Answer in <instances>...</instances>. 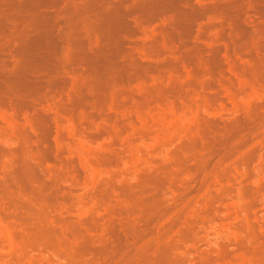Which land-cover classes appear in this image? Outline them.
Masks as SVG:
<instances>
[{"label": "rangeland", "instance_id": "rangeland-1", "mask_svg": "<svg viewBox=\"0 0 264 264\" xmlns=\"http://www.w3.org/2000/svg\"><path fill=\"white\" fill-rule=\"evenodd\" d=\"M88 1L0 0L55 21L39 102L0 31V264H264V0Z\"/></svg>", "mask_w": 264, "mask_h": 264}, {"label": "bare ground", "instance_id": "bare-ground-1", "mask_svg": "<svg viewBox=\"0 0 264 264\" xmlns=\"http://www.w3.org/2000/svg\"><path fill=\"white\" fill-rule=\"evenodd\" d=\"M37 1H38L37 4L45 3L46 1H48L49 3L55 4V5L60 3V0H37ZM104 1L105 0H89L86 7L83 8L82 12H80L81 13L80 17H79L80 19L78 18L79 20H82L86 24H84L82 21H81V23L79 21V23L81 25L83 23L84 25L87 26V28H89V27H94L97 23H99L101 21V23L108 24L109 27L110 28L112 27L113 29H117L118 27L125 28V27H127V23H128L127 18L133 13H139V14H144V15H149V16L151 15L152 17L157 18L158 16L164 15L166 13V10L168 9V8L166 9L165 7L156 6L154 3L151 2V0L139 1L137 5H135L132 9H130V11H124L120 8L119 5L113 4L112 8L110 6L111 11L108 12V15H106L103 19H101V18L99 19L98 18L99 16H97L98 15L97 13H98L99 7L101 5H104ZM105 4H106V2H105ZM179 14H180V16H184V14H186V13L179 11ZM189 15L195 16L194 12L190 13ZM15 18L16 19L9 17L7 15L4 17L0 16V31L2 29H4V27L7 26L8 24H10V26H11V24L14 23V21H15V23H14L15 25L12 24V27H13V25L15 27V28L14 27L12 28V32H13L12 36L16 41H18L17 43L19 44V47H18L19 51H17V54L21 55V57L23 59V63H22L23 65L21 67H19V71L21 73V76L12 81L11 89L14 90L13 92H15V94L17 96L16 98H18V96H19V98L32 96V97L36 98L37 101L38 100L41 101V100H43V99H41L42 95H43L42 86H44L43 83H44L45 79L43 80V78L38 77L37 75L40 74L39 71L42 68H44L45 63L42 59H37L36 62H34V63L31 62L30 61L31 52H30L29 48L31 45L30 44L31 40H33L34 38H38V37L40 38L42 36H45V37L51 36L52 30H53L54 25H55V21H54L53 16L50 13L40 14V13L34 12V13H30V14H25V15L19 14ZM11 19H14V21ZM17 20L19 22H16ZM9 22H11V23H9ZM44 27H46V29H43ZM128 27H129V25H128ZM13 29H14V31H13ZM190 29H193V27L191 26ZM74 30H76V29H73V33H74ZM87 30L89 31V29H87ZM91 32H93V31H91ZM75 35H76V33H75ZM0 41H2V40H0ZM84 44L85 43H83V41L75 42L74 45H75L76 51L82 52L83 46L85 47ZM2 47L3 46H1V48ZM79 52H78V54H79ZM89 58H91V57H89ZM88 61H89V59H88ZM89 62H91V64H92L93 60L90 59ZM59 69H60L59 67H53L51 72L53 74L57 75V72H59ZM49 76H51V75H49ZM51 79H52V82H54V81L56 82V79L54 77H52ZM50 81L45 80V83H49ZM54 83H51V84L53 85ZM77 102H78V100H77ZM79 103H81V101ZM75 104H77V103H75ZM73 105H74V102H73ZM28 170H30V169H28ZM28 173H31V171Z\"/></svg>", "mask_w": 264, "mask_h": 264}]
</instances>
